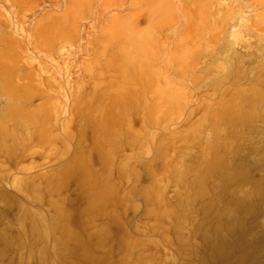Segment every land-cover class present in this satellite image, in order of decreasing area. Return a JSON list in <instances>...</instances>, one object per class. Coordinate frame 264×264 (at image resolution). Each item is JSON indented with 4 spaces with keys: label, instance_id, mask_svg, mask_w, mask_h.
<instances>
[{
    "label": "rangeland",
    "instance_id": "obj_1",
    "mask_svg": "<svg viewBox=\"0 0 264 264\" xmlns=\"http://www.w3.org/2000/svg\"><path fill=\"white\" fill-rule=\"evenodd\" d=\"M0 264H264V0H0Z\"/></svg>",
    "mask_w": 264,
    "mask_h": 264
}]
</instances>
